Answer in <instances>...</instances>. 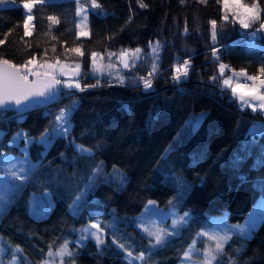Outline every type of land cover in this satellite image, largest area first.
Returning <instances> with one entry per match:
<instances>
[{
	"label": "trees",
	"instance_id": "trees-1",
	"mask_svg": "<svg viewBox=\"0 0 264 264\" xmlns=\"http://www.w3.org/2000/svg\"><path fill=\"white\" fill-rule=\"evenodd\" d=\"M90 1L35 0L28 35L25 0L0 5V40L4 41L0 58L16 65L30 58L74 61L80 64L81 82L92 85L100 80L97 87L73 88L70 96L61 94L49 104L0 116L1 151L10 149L7 142L20 128L41 136L55 126L61 109L73 101L77 104L68 135L56 138L36 160L22 193L3 209L0 232L31 264L46 259L49 246L56 250L65 241L75 247V264H128L126 251L113 244L114 239L133 256L143 252L144 260L132 264H177L186 247L185 241L178 240L182 236L151 248L136 226L149 200L162 208L192 212L184 228L192 237L210 215L225 213L239 222L259 195L264 197L260 163L264 132L250 135L255 124H264V114L241 109L231 91L222 92L220 81L211 79L219 76L221 63L259 73L264 67V34L255 38L256 47L250 49L244 33L255 30L258 22L245 30L231 18L223 21L224 10L217 0H141L147 5L143 8L138 0H97V9L90 7ZM242 2L250 5L253 0ZM256 2L264 10V0ZM81 6L86 8V35H78ZM213 20L217 22L215 45ZM157 42L159 70L146 90L139 78H147L152 70L155 56L149 45L155 47ZM126 47L142 50L134 67L124 68L117 59ZM213 47L219 50V60H213ZM93 52L108 64L102 76L93 75ZM185 60L190 62L189 75L176 82L173 66ZM117 73L124 77L123 84ZM74 143L91 149L92 155H82ZM97 166L94 187L78 208L70 207ZM43 192L47 202L30 213L31 194ZM94 219L103 229L105 244L98 249L90 238L76 246ZM231 259L235 264H264V216L250 237L233 233L219 260L227 264Z\"/></svg>",
	"mask_w": 264,
	"mask_h": 264
},
{
	"label": "snow or ice",
	"instance_id": "snow-or-ice-1",
	"mask_svg": "<svg viewBox=\"0 0 264 264\" xmlns=\"http://www.w3.org/2000/svg\"><path fill=\"white\" fill-rule=\"evenodd\" d=\"M202 3L206 2V0H201ZM5 0H0V5H3ZM35 0H25L23 2V8L26 9L29 13L26 19L24 20V29L25 35H28V28L29 22L33 19L32 15L30 14L32 8L34 6ZM79 4V0H77ZM140 3V7H147V5L143 4L141 0H138ZM218 4L222 5L224 10V15L221 19L227 22L230 18L234 21L239 23L241 29H249L253 26V24L259 22L261 20V9L259 8L258 3L256 0H253L251 5H246L242 2V0H217ZM91 7L93 9H97L100 5L97 3V0H91ZM86 9L78 7L77 15H81L85 13ZM50 21L54 23L57 22L54 17L48 18ZM83 20L87 21V15L83 16ZM212 26V43L215 45L217 41V22L215 20L210 21ZM87 25L85 24V27ZM81 25L78 24L77 28H80ZM264 30V22H260L259 29L255 32L248 33L245 32L244 35L247 37V43L249 48H255V38L259 31ZM187 31V29H185ZM87 33L81 31L78 35H86ZM4 41L0 40V44H3ZM153 54L155 58L152 61V70L148 73V77H140L139 79L143 81L144 88L147 90L152 87V79L158 74L159 64L157 63L159 56L156 55L159 52V43L153 47ZM73 52H76L78 55L83 56V52L79 48L72 49ZM141 49L137 48L135 50H121L120 55L117 59L121 60L123 63L124 68L134 67L136 60L140 58ZM96 53H92L93 57V75L96 74L98 69L95 67V58ZM115 54H109L111 57ZM212 56L213 60H219V50L215 47L212 49ZM32 64V60H27L23 65H14L11 64L7 59L0 58V116H2L5 112L15 110L17 113L23 111L24 108L30 107L33 102L36 101L37 98H44L45 101H54L56 100L61 94L65 95H72V89L75 88L79 91H84L85 88L81 86V82L79 79H74V77L81 76L80 64H76V71L72 73L67 79H59L57 78V66H59V76L63 77L66 75L64 71V66L59 65V61L57 60L56 64H44L40 65L41 69L44 71H39L34 69L33 67H29ZM111 67V65H110ZM174 72L172 79L176 82H180L181 79H186L189 75L190 69V62L185 60L183 64L174 65ZM228 69V66L221 63L219 65V76L211 77L212 81L215 82L217 80L220 81L221 91L225 92L230 90L232 94V98L234 100H238L240 102L241 109L246 107H251L253 111H264V92L261 89H264V67L259 69V76H250L247 75L246 72L241 70L240 72L232 71L231 76L225 77V71ZM29 75L35 77L33 80H29ZM108 75H112L111 72ZM244 77V81L241 82L240 78ZM117 79L121 84L124 83V77L117 73ZM247 81H252L253 84L251 87L245 88L244 84ZM258 81V84H257ZM110 82V81H109ZM235 82V83H234ZM100 84V80L97 79L95 84L87 85L86 87H97ZM63 89H68V92L64 93ZM77 104L76 101H73L72 105L61 109L56 116L55 127H53L51 134L47 131L41 134V137L38 140L33 141L30 139L25 138V148H24V157L23 159L19 158H11L9 159L7 156L3 159V164L6 166L5 170V180L4 183H8L7 177L10 176L12 178V182L9 184L10 190H18L21 185L15 184L16 180H20L21 182L27 180L32 169L35 167L31 164L30 160L28 159V145L31 143H40L44 146L45 152L47 151L48 147L51 143L59 137H66L71 130V114L75 111ZM257 131L264 132V125L257 126L254 125L253 129L250 131V135H254ZM20 134L18 133L16 137L13 138L14 143H18L20 139ZM76 149L82 155L91 156L92 151L89 148H85L83 145H76ZM167 151V150H166ZM260 163L264 165V157L261 158ZM100 171V166L93 169V176L88 178V182L85 186V189L81 191L78 195L76 200L70 206L72 208H78L80 202L84 199L89 191L95 185V176ZM171 205L172 202L169 201ZM152 206L155 207L154 201H149L147 207ZM6 207V202L0 200V208ZM189 213L185 212L183 216H180L178 213L173 212V220L171 224L172 231H169L167 227L160 228L155 227V230H150L146 226L141 227V231L146 234L149 238V245L151 248H155L160 245H165L168 243V237L178 235L180 229L189 222ZM91 228L96 229V231L89 232L88 228L86 227L83 229V232L86 235H82L79 239L83 241L88 237H91L95 240L97 248L99 249L100 246L105 244L103 239V229L100 227L99 223H93L90 225ZM238 226H232L228 228L227 231L210 233V232H201L198 233V236H206L207 240L210 242H214V248L211 244L205 247L203 253V264H222L219 260L220 255L224 252V247L231 239L229 232L235 233L236 228ZM240 235L243 238H247L248 232L240 229ZM154 241V243H153ZM68 241H65L64 244L60 246V248L53 251L52 247L49 246V250L47 253L48 257H60L61 264H64V257H68L74 261V254L72 251L69 250ZM113 244H116L118 248L124 249L127 253V260L128 264H132L134 260H144L143 252L140 253L139 256H133L131 251H127V248L124 244H118L117 240L112 241ZM196 241L193 244L189 245V248L186 249L183 253L182 260L185 262H191V264H199V262L192 261V256L195 253L199 252V249L195 247ZM5 249L0 247V252H4ZM22 251L18 246L14 250V252ZM237 252L240 249H236ZM10 264H18L17 258L13 255V259ZM42 264H51L49 260H45ZM229 264H235L234 261H229Z\"/></svg>",
	"mask_w": 264,
	"mask_h": 264
},
{
	"label": "rangeland",
	"instance_id": "rangeland-1",
	"mask_svg": "<svg viewBox=\"0 0 264 264\" xmlns=\"http://www.w3.org/2000/svg\"><path fill=\"white\" fill-rule=\"evenodd\" d=\"M5 3H10V0H5ZM90 3H91V1H90ZM90 7H91V5H90ZM81 8L86 9L84 6H81ZM27 15H29V13L25 9V17H27ZM84 15H85V13H82L81 15H79V18L77 20V25L78 24L81 25V27L78 28V33L81 31L88 33L87 21L83 20ZM260 22H264V10H262V9H261V20L256 24V26H254L255 30H253L252 32H255L257 29H259ZM85 24L87 25L86 27H85ZM32 25H33V19L29 22L28 33H30L32 31V28H33ZM262 34H264V30L259 31L256 37H260V36H262ZM255 43H256V40H255ZM247 46H248V43H247ZM142 56L143 55L140 54V57H142ZM150 56H152V54H150ZM28 60H32V64L29 65V67H33L34 69H37L39 71H44V69H41L39 67L40 65L56 64V62H57V60L52 59V58H49V59L30 58ZM58 61H59V65L64 66V71H65L66 75L63 77L59 76V74H58L59 73V66H57V77L62 78V79H67L69 76L72 75V73H74L76 71L75 66L78 62H74V61L67 62V61L61 60V59ZM107 65L108 64L105 62L103 56L101 58L99 55H96L95 67H96V69H98V71L96 72V76H100V75L102 76L104 73L106 74L108 72V69H109V67ZM92 67H93V61H92ZM79 71L81 72V68L79 69ZM231 75H232L231 72H229V71L225 72V77L231 76ZM259 75H260V73L258 74V76ZM74 79H79V77H74ZM79 80L81 81V79H79ZM251 86L252 85H250V84H244L245 88H248ZM261 91L264 92V90H262V89H261ZM261 113L264 114V111H262ZM52 129L47 130V132L49 134H51ZM18 133L20 134L21 138L19 139L18 143H14L13 138L16 137ZM40 137L41 136L30 135L24 129L20 128V130L16 131L13 134V136L10 137V139L7 142L8 146H11L10 149L3 148L0 151V200H2L3 202H6V207L0 208V215L3 213V209H7L8 207H10L11 204L13 203L14 198L19 196L22 193L24 183L27 180H29V178L23 182H21L20 180H16L15 184L21 185V187H19L18 190H10L9 184L12 182V178L10 176H8L7 177L8 183H4L5 170H6V166L3 164L4 157L7 156L9 159H11V158L23 159V157L25 155V153L23 151L25 148V138L36 141ZM74 145L76 146V145H81V144L74 143ZM85 148H88V147L85 146ZM43 153H45V149H44V146L42 144L34 142V143H31L28 145V159L30 160L32 165L35 164L37 159H39L43 156ZM34 179H35V177L30 182L29 188H31V189H33L32 183H33ZM28 186H29V184H28ZM45 192H47V191H45ZM45 192H43L42 194L35 193L34 195L30 193L32 196L29 194L31 196V197L28 196V197H30L29 198V204H31V206L29 205V209L31 210L30 213H33V211L35 210V206H37V205L39 206L42 204L45 205V203L47 202V199H48V198L44 197L45 194H47ZM32 193H34V192H32ZM149 201H154L155 207L149 206L146 208V206H148V204H149ZM149 201L146 203L147 205L142 209L141 213L139 214V216L136 219V226H137L138 230L140 231V233L144 236H146V234L141 231L142 226H146L150 230H153V231L155 230V227H160V228L167 227L169 231H172L170 226H171L172 220L174 218L173 212L178 213L180 216H183L184 213L187 212L190 214L189 215V222L192 219L193 213L190 212L189 210L177 211L175 208L174 209H166L164 207L163 208L160 207L154 199L149 200ZM250 209L251 210L249 211L247 216L244 219H242V221H239V222L229 220V218L227 217V215L225 213L212 214L206 219V221L203 225H201L200 227H198L196 229V231L194 232L195 234L192 237H189L190 234H188V232L187 231L185 232V230H184V228L189 225V222H188L186 225H184L180 229V232L178 235L168 237L167 239H168V241H170V239H173L175 236H182L178 240L180 243L182 242V240L185 241L186 247H185L184 251L189 248V245L193 244V242L196 241L195 247L197 249H199V252L193 254L192 261H196V262H199V264H203V260H204L203 253H204L205 247L207 245L211 244V246L214 248V242L208 241L206 236L202 237V236H198L197 234L201 233V232H210V233L221 232L222 233L223 231H227L228 228H231L232 226H238L236 228L235 233L239 234L240 229H243V230L248 232L247 237H250V235L253 233V230L259 225L262 217L264 216V197L262 195H259L258 199L256 200V202L254 203V205ZM0 218H1V216H0ZM98 221H99L98 219H94L93 221L89 222V224L86 226L88 228L89 232L96 231V229L91 228L90 225L93 223H98ZM82 235H86V233L83 232ZM82 235H80L79 238ZM229 235L232 236L233 232H229ZM79 238L75 242L76 246L82 245L84 242H86L91 237H88L87 239H85L83 241H80ZM0 247H3L5 249L4 252H0V264H10V262L13 259V255L16 256L18 264H31L28 260V257H26V255L23 254V252H22V254L18 253V252H14L15 247H17V246L16 245L14 246L12 244L7 243L4 240V236H3L2 232H0ZM68 247H69V250L72 251L74 254L75 247L70 245V244L68 245ZM53 251H55V250H53ZM184 251L182 252V254H181L182 256L178 260L177 264H191V262H185L182 260ZM221 256H222V254L220 255L219 259L221 258ZM45 260H49L51 262V264H61V258L58 256L47 257L46 259H43L39 264H42V262ZM63 260H64V264H75L74 261L68 257H64ZM135 261H138V260H135ZM230 261L235 262V259H231ZM214 263H216V262H214ZM227 264H229V262Z\"/></svg>",
	"mask_w": 264,
	"mask_h": 264
},
{
	"label": "built area",
	"instance_id": "built-area-1",
	"mask_svg": "<svg viewBox=\"0 0 264 264\" xmlns=\"http://www.w3.org/2000/svg\"><path fill=\"white\" fill-rule=\"evenodd\" d=\"M124 49H127V50H130V48H128V47H126V48H124ZM123 49V50H124ZM56 60H58V59H56ZM225 64V63H224ZM225 65H227V64H225ZM228 66V65H227ZM227 71H229V72H231L232 73V71H235V72H240V71H238V70H235V69H230L229 67H228V69H227ZM244 72H246V71H244ZM247 73V75H250V76H258V74L259 73H256V72H246ZM241 79V81L243 82L244 81V77H241L240 78ZM81 82V81H80ZM245 84H253V82L252 81H247ZM257 84H258V81H257ZM81 86L82 87H84V88H86V84H84L83 82H81Z\"/></svg>",
	"mask_w": 264,
	"mask_h": 264
},
{
	"label": "water",
	"instance_id": "water-1",
	"mask_svg": "<svg viewBox=\"0 0 264 264\" xmlns=\"http://www.w3.org/2000/svg\"><path fill=\"white\" fill-rule=\"evenodd\" d=\"M2 59H3V58H2ZM8 61H9L11 64H14V63L11 62L10 60H8ZM14 65H16V64H14ZM17 66H19V65L17 64ZM57 78H59V77H57ZM33 79H35V77L29 75V80L31 81V80H33ZM59 79H62V78H59ZM62 80H63V79H62ZM63 90H64V89H63ZM49 103H51V101H45L44 98H37L36 101L33 102L32 105H31L30 107H33V106H36V105H41V104H49ZM30 107L24 108L23 110L28 109V108H30Z\"/></svg>",
	"mask_w": 264,
	"mask_h": 264
},
{
	"label": "crops",
	"instance_id": "crops-1",
	"mask_svg": "<svg viewBox=\"0 0 264 264\" xmlns=\"http://www.w3.org/2000/svg\"><path fill=\"white\" fill-rule=\"evenodd\" d=\"M241 80V79H240ZM242 82V81H241ZM250 85H252V84H250ZM262 90H264V89H262ZM238 103H240L239 101H238ZM248 108H250V109H252L251 107H248ZM259 110V109H258ZM260 111V110H259ZM260 112H262V111H260ZM256 125H258V126H261V125H264L263 123H257Z\"/></svg>",
	"mask_w": 264,
	"mask_h": 264
}]
</instances>
